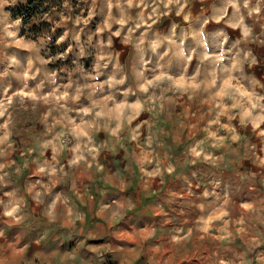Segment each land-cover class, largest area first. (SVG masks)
<instances>
[{
	"label": "rangeland",
	"instance_id": "1",
	"mask_svg": "<svg viewBox=\"0 0 264 264\" xmlns=\"http://www.w3.org/2000/svg\"><path fill=\"white\" fill-rule=\"evenodd\" d=\"M30 1L0 0V264H264V0Z\"/></svg>",
	"mask_w": 264,
	"mask_h": 264
},
{
	"label": "crops",
	"instance_id": "2",
	"mask_svg": "<svg viewBox=\"0 0 264 264\" xmlns=\"http://www.w3.org/2000/svg\"><path fill=\"white\" fill-rule=\"evenodd\" d=\"M92 172H93V174H95L93 176V180L92 181H90V180L87 181L85 179V181H84L85 182V186L88 189H90L93 192V194L98 195L102 191V190L101 191L98 190L99 180H102V179L100 177H98V173L92 171L91 169H88L87 170V173L88 174H90ZM221 173L224 175L225 171L222 169V172ZM238 173H239V178H241L242 180L245 179V176H243V174L241 173V171H239ZM105 174H106L104 176L105 178L107 176H109V175H107V173H105ZM159 174L160 175H158L157 179L163 185L164 182H165L163 178H165L167 175H164L163 176V174H165V172L159 173ZM258 178H259L258 183L257 182H253V181H249V182L244 181L243 183L246 184V185H248V188L250 190L256 191L260 187V177H258ZM239 181H240V179H239ZM168 187H169L168 184L165 185L164 189L161 191V188H159V187H153L151 184L148 186V189H146L145 193L143 194V198L144 199L148 198L149 200L150 199H155V200H153L152 202H150L148 204V206H146V208H145L146 211L152 212L153 215L163 213V210H165L164 208L167 206L168 201H166V199H165V201H163L164 200V197L162 195H161L162 198H160L158 202H157L156 198L160 196V193L161 192H163V194H165V196H166L167 199L169 198V196H170V198H174V196H177V192L180 189V188H178V190L177 189H174V191H173V190L169 189ZM98 192H100V193H98ZM153 194H156V196L153 197L152 196ZM93 209L95 210V206H93ZM94 210H92L91 213H93ZM93 218H96L97 219V222L95 223L96 228H94L93 230L90 229V230L86 231L85 237H88L89 239L85 240V245H91L92 242L93 243L98 242V236L101 235V232L98 230V224H100V222H98V210H96V212H94V214L90 216V219H93ZM167 220L169 221V219H167ZM107 222H108V219H107ZM183 226H186V225L185 224H181L178 229L175 228L174 231H172L171 233H166V234H164L166 236H162V237H164V240H166V241H167V239H170L171 240L172 237H173V239L178 238L179 240H185L186 236H188L190 233H196L197 232V229H198V225L197 224L195 226H192V223H191V226L192 227L190 229H189V227L182 228ZM193 228H194V231L192 230ZM56 232L57 231H55V233ZM60 232H62V231L60 230ZM147 232H148L149 235L152 234L151 233V230H148ZM197 233H196V235H197ZM54 235L55 234H53L52 236H54ZM15 236L17 237V235H15ZM93 238H95V239H93ZM94 252L95 253L98 252L97 248L95 249ZM163 253H165L167 255L166 258H167L169 264L174 263V261H175V259L172 258L171 256L180 257L178 251H177V255H175V252L169 251V250L162 251L159 254H163ZM90 254H92V252H90ZM191 256H193V255H191ZM187 257H188V255H187ZM187 257H185V258H187Z\"/></svg>",
	"mask_w": 264,
	"mask_h": 264
},
{
	"label": "trees",
	"instance_id": "3",
	"mask_svg": "<svg viewBox=\"0 0 264 264\" xmlns=\"http://www.w3.org/2000/svg\"><path fill=\"white\" fill-rule=\"evenodd\" d=\"M36 2L40 4V7H44V10H48V7H45V0H31L29 3V7L32 8V5Z\"/></svg>",
	"mask_w": 264,
	"mask_h": 264
}]
</instances>
